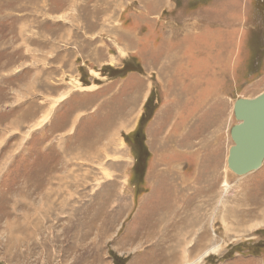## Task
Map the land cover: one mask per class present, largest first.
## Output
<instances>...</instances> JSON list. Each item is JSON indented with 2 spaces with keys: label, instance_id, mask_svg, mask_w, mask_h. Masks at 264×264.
Here are the masks:
<instances>
[{
  "label": "rangeland",
  "instance_id": "rangeland-1",
  "mask_svg": "<svg viewBox=\"0 0 264 264\" xmlns=\"http://www.w3.org/2000/svg\"><path fill=\"white\" fill-rule=\"evenodd\" d=\"M205 1L146 44L139 0H0V264H264V160L226 163L264 0ZM186 29L209 52L175 50Z\"/></svg>",
  "mask_w": 264,
  "mask_h": 264
},
{
  "label": "water",
  "instance_id": "water-1",
  "mask_svg": "<svg viewBox=\"0 0 264 264\" xmlns=\"http://www.w3.org/2000/svg\"><path fill=\"white\" fill-rule=\"evenodd\" d=\"M233 115L238 121L229 134L227 166L236 175L257 170L264 160V92L252 98H237Z\"/></svg>",
  "mask_w": 264,
  "mask_h": 264
},
{
  "label": "crops",
  "instance_id": "crops-1",
  "mask_svg": "<svg viewBox=\"0 0 264 264\" xmlns=\"http://www.w3.org/2000/svg\"><path fill=\"white\" fill-rule=\"evenodd\" d=\"M139 1L143 4V7H142L143 12L141 13V15H133V21L134 22H132V26L134 27L135 31L139 30V28H144L145 32H143V39H144V43H146V44L151 43L150 41L152 39L157 40V37H158V39H161L162 35H163L162 37L166 41V35H164V34L166 33L165 31L167 30V26H166V24L164 26H161V25H163L161 23L166 22L165 21L166 15H168V14L177 15L176 11L180 8L179 7L180 0H139ZM237 2H238V0H206L205 1V3L208 4L207 11H208V13H210V15L215 14V12L213 10H215L214 6H216L215 5L216 3L225 6V7L223 6L224 13L223 14L220 13L219 15H243V14H238L237 12H232L228 8L226 9V5L234 4ZM212 3H213V7L209 8V5ZM189 29L188 30L186 29V31L180 30L181 34L182 35L184 34L187 39L185 41H183V39L180 41L178 40V42L176 41L175 50L178 49L180 51L183 50V51H187V52H189V51L197 52V51H204L205 50L206 52H209V50L211 48L209 45L212 43H207L206 49H204V50L200 49V47L197 44L198 43V34L196 33V31L194 34L190 33ZM184 31H185V33H184ZM145 39H148V41H146ZM177 46H178V48H177ZM217 47L219 48L218 45H217ZM222 50L225 51L224 48H222ZM213 51H216V50L213 48L211 52H213ZM181 62L184 63V61H181ZM181 62L180 63L178 62L179 63L178 66H180V64H182ZM175 66H176V62H175ZM181 66L183 67L184 65L182 64ZM192 66L199 67L198 62ZM187 91H190V89ZM187 91H185L186 94L188 93ZM190 92H192V91H190ZM213 98H214L213 94L208 95L206 97H203L200 99V101L197 102L196 106L199 108H203V109L206 108L205 110L207 111L210 109V108H208L209 101H211ZM202 101L204 104L202 106H199L202 103ZM170 114H171V112H170ZM190 115H194V114L189 113L188 116H190ZM187 125H190L189 122L188 123L185 122L181 127H177L180 125H176L174 127V129L176 131L193 132L190 130V128L188 129V127H186ZM165 143H166V141H165ZM166 150H167V148H166ZM166 152L168 153L170 151L167 150ZM170 163H172V162H170ZM170 163H167V164H170ZM166 186H168L167 182L162 183V188H164V187L166 188Z\"/></svg>",
  "mask_w": 264,
  "mask_h": 264
},
{
  "label": "bare ground",
  "instance_id": "bare-ground-1",
  "mask_svg": "<svg viewBox=\"0 0 264 264\" xmlns=\"http://www.w3.org/2000/svg\"><path fill=\"white\" fill-rule=\"evenodd\" d=\"M216 115H217V114H216ZM214 120H217V119H214ZM172 139H173V138H172ZM173 140H174V139H173ZM226 159H227V157H226ZM226 163H227V162H226ZM174 193H175V192H173L172 196H173V197H176V194H174ZM176 193H177V192H176ZM166 197H167V196H166ZM173 197H172V198H173ZM171 201H172V200H171ZM171 201H170V202H171ZM171 210H173L172 207H171ZM172 213H173V212H172ZM173 214H174V213H173ZM168 216H169V215H168ZM161 217H162V216H161ZM194 218H195V217H194ZM166 219H167V218L165 217V218H160L159 220H160V221H164V220H166ZM186 220H187V219H186ZM160 221H159V222H160ZM165 223H166V222H165ZM207 253H208V252H206V254H207ZM203 255H204V254H203Z\"/></svg>",
  "mask_w": 264,
  "mask_h": 264
}]
</instances>
